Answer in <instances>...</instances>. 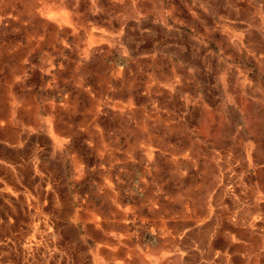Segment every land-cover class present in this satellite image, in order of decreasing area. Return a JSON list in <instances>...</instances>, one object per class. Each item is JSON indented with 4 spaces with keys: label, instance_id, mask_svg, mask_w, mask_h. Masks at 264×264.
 <instances>
[{
    "label": "rangeland",
    "instance_id": "obj_1",
    "mask_svg": "<svg viewBox=\"0 0 264 264\" xmlns=\"http://www.w3.org/2000/svg\"><path fill=\"white\" fill-rule=\"evenodd\" d=\"M170 1L0 0V264H264V199L223 184L258 119L151 54ZM197 1L264 53V0Z\"/></svg>",
    "mask_w": 264,
    "mask_h": 264
},
{
    "label": "crops",
    "instance_id": "obj_2",
    "mask_svg": "<svg viewBox=\"0 0 264 264\" xmlns=\"http://www.w3.org/2000/svg\"><path fill=\"white\" fill-rule=\"evenodd\" d=\"M169 3L176 5L175 12L166 11L162 20L157 17L146 19L144 27L148 34L145 43L151 46V54L160 53L178 60L186 72L185 76H178V84L196 87L203 93L208 88L213 93L218 91L220 103L237 110L245 121L252 115L258 119L259 125L247 129L249 134L243 141L244 165L240 166L236 160L234 166L225 172L230 180L223 184L225 187L231 184L246 187L248 184L264 199V191H260L264 190V53L250 51L243 39L238 46L244 59L241 63L233 61L210 43V36H202L196 32V26L190 25L195 20L201 22L197 27L215 24L209 8L197 0H171ZM239 25L243 27V24ZM214 29L219 27L215 25ZM140 43L142 45L144 41ZM215 61L219 63L218 68L212 65ZM230 71H233L232 78L229 77ZM248 103L251 112L246 110ZM50 222L52 224L53 219ZM53 227L60 230L65 227L64 222L61 225L53 223Z\"/></svg>",
    "mask_w": 264,
    "mask_h": 264
}]
</instances>
